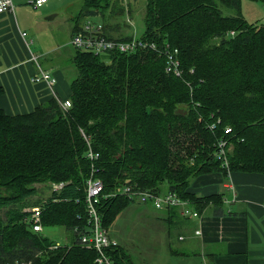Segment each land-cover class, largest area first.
Instances as JSON below:
<instances>
[{"label":"trees","instance_id":"trees-1","mask_svg":"<svg viewBox=\"0 0 264 264\" xmlns=\"http://www.w3.org/2000/svg\"><path fill=\"white\" fill-rule=\"evenodd\" d=\"M107 1L84 0L80 16H95ZM240 2L220 0L235 11L224 16L214 0H147L138 41L154 49H77L67 110L56 98L24 114L0 108V209L18 205L0 218V264H97V253L80 242L90 227L85 183L92 175L103 183L96 207L107 232L129 204H141L118 193L125 186L174 193L200 216L229 214L223 193L197 195L190 187L208 174L227 180L219 141L229 149L232 176L264 177V25L249 24ZM82 28L76 20L71 37ZM101 36L134 38H114L105 27ZM167 48L178 51L180 76L165 72ZM59 183L47 200L24 202L35 185ZM36 205L41 228L63 226L69 246L32 231L31 212L21 209ZM105 252L115 264H135L118 244Z\"/></svg>","mask_w":264,"mask_h":264},{"label":"crops","instance_id":"crops-1","mask_svg":"<svg viewBox=\"0 0 264 264\" xmlns=\"http://www.w3.org/2000/svg\"><path fill=\"white\" fill-rule=\"evenodd\" d=\"M12 1L13 12L0 14V108L11 116L31 112L51 98H69L74 81L70 69L65 68L74 66L73 57L70 61L61 57L64 45L71 43L73 24L69 38L59 43L55 28L49 25L55 16H49L53 8L48 0L40 7L31 4L34 0ZM40 70L54 77L52 87L33 81ZM203 177L205 193H223L224 212L230 215L215 217L206 209L199 219L186 220L177 209L157 210L144 205L147 210L164 212L156 218V227L162 238L168 239L169 255L180 258L178 264L198 256L203 264H264V177L235 173L232 192L220 174Z\"/></svg>","mask_w":264,"mask_h":264},{"label":"rangeland","instance_id":"rangeland-1","mask_svg":"<svg viewBox=\"0 0 264 264\" xmlns=\"http://www.w3.org/2000/svg\"><path fill=\"white\" fill-rule=\"evenodd\" d=\"M217 7L224 16H234L235 11L228 9L220 4V0H214ZM52 4L53 13L49 16H55L50 21V26L54 27L57 42L61 43L69 38L73 22L91 23L95 30H102V27L108 31L114 38L133 36L139 38L144 33V14L147 0H108L105 4L101 3L99 10H96L95 16L81 17L80 11L84 0H48ZM93 10V9H92ZM240 13L242 17L249 23L255 25H264V3L253 2L249 0H241ZM48 16V17H49ZM73 24V25H74ZM65 37V38H64ZM62 40V41H61ZM69 42V41H68ZM72 42V40H71ZM216 42V41H215ZM68 45H64L62 50V58L70 61L74 58L75 50ZM66 69H70V75L75 80L77 77L76 68L72 65H66ZM183 110V109H181ZM209 178L208 176H205ZM203 176L193 178L190 181V187L197 195H205L203 190ZM232 184H234L232 182ZM162 185H166L163 183ZM36 192L27 198L25 203H33L35 201L43 202L50 197L51 188L49 185H35ZM218 191L222 190L219 186ZM40 205V204H39ZM35 207H24L22 212H31ZM17 206H8L0 209V218H5V213L9 209H15ZM144 205L138 203L129 204L111 224L108 234L111 239L122 244L131 256L135 264H178L180 258L171 257L167 249L168 239L162 238V234L157 230L156 218L162 213L157 210H150ZM43 236L48 237L55 246H69L68 232L63 226L42 228L40 232ZM177 237V235H176ZM173 236V240H176ZM157 238V244L153 241ZM159 243V244H158ZM195 257V256H193ZM199 258L184 259L187 264H203Z\"/></svg>","mask_w":264,"mask_h":264},{"label":"built area","instance_id":"built-area-1","mask_svg":"<svg viewBox=\"0 0 264 264\" xmlns=\"http://www.w3.org/2000/svg\"><path fill=\"white\" fill-rule=\"evenodd\" d=\"M47 0H34L31 4L34 7H40L42 4L46 3ZM13 1L12 0H0V14L11 13L13 12ZM91 23L86 22L83 25L82 31L77 33L71 40V44L79 50L84 51H93L95 53L102 52L106 49H117L120 52H133L135 49H154L153 44H148L147 42L138 41L139 38H132V40L123 42L117 41H107L102 35V30H95ZM167 66L165 67L166 73H173L175 76H180L179 60L177 58L178 51L177 49L167 48ZM35 60V59H34ZM34 82H44L48 86L52 87L54 83V77L46 72L40 70L38 74L33 76ZM58 105L62 110H67L70 107V101L68 99L59 100ZM227 132H230L229 129H226ZM226 152H229V149H226V142L219 141L217 144L216 155L221 159L223 166L226 169V188L229 192L233 191L232 184V174L229 170V164L226 157ZM88 157L92 158L93 153L88 152ZM95 157V156H94ZM63 184H51L50 188L52 191H58L62 188ZM86 213L88 218V223L90 225L87 235H82L80 242L81 245L87 249H93L97 255L95 262L97 264H115L109 257L106 255L105 250L109 247H115L117 242L110 238L107 230L103 227L100 216L97 211V205L100 201V195L103 190V183L100 179L95 178L93 175L86 181ZM119 194H127L130 198H133L137 202L145 205H150L155 209H165V208H174L178 210V213L182 218H194L199 219L200 213L198 212L195 204L189 200H184L179 198L174 193L167 194H154L151 191H141L134 190L131 187H123ZM40 208L36 207L31 210L29 217V222H31V229L33 232H41L42 228L40 225ZM198 230L195 231V234H198Z\"/></svg>","mask_w":264,"mask_h":264},{"label":"water","instance_id":"water-1","mask_svg":"<svg viewBox=\"0 0 264 264\" xmlns=\"http://www.w3.org/2000/svg\"><path fill=\"white\" fill-rule=\"evenodd\" d=\"M51 18V17H50Z\"/></svg>","mask_w":264,"mask_h":264}]
</instances>
